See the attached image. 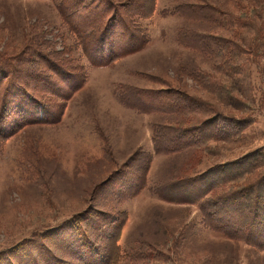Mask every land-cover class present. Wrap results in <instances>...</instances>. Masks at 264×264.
<instances>
[{"label":"rangeland","instance_id":"obj_1","mask_svg":"<svg viewBox=\"0 0 264 264\" xmlns=\"http://www.w3.org/2000/svg\"><path fill=\"white\" fill-rule=\"evenodd\" d=\"M153 1L135 0L121 11L135 18L134 32L120 20L108 23L112 12L85 4L0 0V62L9 63L0 67V264H45L47 252L36 250L37 240L61 254L66 248L59 239L75 238L73 218L81 214L88 216L81 219L92 239L108 246L98 214L117 213L121 221L118 212L127 219L120 241L125 253H163L172 264H264L262 247L213 229L218 221L240 228L232 212L220 213L222 205L201 210L185 203L187 190L167 193L172 201L155 193L217 164L248 160L246 169L258 167L253 177L264 176V53L246 52V39L264 26V0H156L153 18L138 19L137 11L149 14ZM191 8L230 13L242 29L201 21ZM252 13L260 14L252 17L256 30L246 28ZM200 34L223 42L187 37ZM223 59L232 71L217 69ZM202 74L209 75L206 87ZM170 92L197 98L199 109L180 115L154 110ZM213 114L228 118L221 125V133L231 132L225 143L199 153L155 152L156 127L181 130ZM128 186L126 192L144 189L123 197ZM234 204L227 210L238 208ZM208 213L216 219L212 226ZM52 231V238L41 239Z\"/></svg>","mask_w":264,"mask_h":264},{"label":"trees","instance_id":"obj_2","mask_svg":"<svg viewBox=\"0 0 264 264\" xmlns=\"http://www.w3.org/2000/svg\"><path fill=\"white\" fill-rule=\"evenodd\" d=\"M66 1L72 3V6H78L79 4H82V6H84L85 4L86 8L95 7V9H103L106 11H110L113 15L112 18L109 19L108 23H117L120 20V22H122L126 26V29L133 30L134 32H137V30L139 29V27H137V25L135 24V18L126 16V14L124 16L123 12L121 13V11L127 9V7H134L135 0L127 1L125 4L119 2L120 0H62V4H64V2ZM156 6L157 2L156 0H154L149 14H144L137 11L136 17L138 19H152L157 9ZM86 8L83 7L84 10ZM191 11L194 15L197 16V18H200L201 21L208 20L209 22L216 24L217 26H219L220 24L225 27H231L234 28L233 31H235L237 28L242 29L241 25L243 22L239 18H236L231 15L230 13L222 14V12H220L219 10L212 8H191ZM255 16H260V14L252 13V16L250 17L246 15V28H248L249 26H251L255 30L258 28L259 24H257L256 22L257 19H252V17ZM254 33L255 32L251 31V34ZM107 36L108 34H106L105 39H107ZM185 37L186 35L179 36L181 43L185 42ZM187 37H189L188 39H191L192 43H198L199 41L197 42L195 39H199L201 44L206 43L207 45L212 46L216 45L217 43L222 44L223 42L221 38L206 36L204 34H200V37L192 36L191 38L188 35ZM240 38H242V36ZM227 43H233V45H235V48H238V46H236L234 42ZM247 45V55L251 56L254 54L256 56H260V54L264 53V26L262 28V31H260L259 28V33L257 35L255 33V36L250 41L246 39V46ZM214 49H217V46H214ZM222 50H224V48H222ZM212 52H214V50H212ZM236 56L238 55L236 54ZM6 64L9 63H6L5 61L0 62V67L4 68ZM216 67L222 73H228L229 71H232V68H229V64H226L224 59L222 60V62H219ZM10 74L11 73H9V75ZM4 77L6 81L9 79V76L7 75L3 76L2 78L4 79ZM200 77V82L204 84V87H206L209 83V75L202 74V76ZM218 81H222V79L219 78ZM212 86L213 84L209 85V87ZM249 87H251L250 82ZM73 92L71 94H73ZM152 95L154 97H159L156 94ZM167 96H169V101L166 102V104L157 105V108H154V110L158 109L161 112L163 111L177 115H180V113L191 114L188 112L199 109V103H201V101L197 98H193L183 92H170L167 93ZM171 96H174L175 98ZM136 98L140 99L142 97L139 94ZM128 99L134 100L133 98ZM123 102L126 105H129L130 107L135 109L134 106H131L129 104L131 102L130 100L129 102H127L126 100ZM208 110L210 111V109ZM213 116L214 117H211V119H202L201 121L193 125L182 127L181 130H174L163 126L156 127V131H154L155 134L153 138L155 152L157 154L166 155L174 153H185L192 149H198L197 153H199V150L202 148L209 149L208 147L211 143H225L228 138L225 135H228L231 132H226L225 134L221 133L225 128L221 125L228 124L226 122L228 118L221 114H213ZM209 151L211 152L212 148H210ZM241 162L217 164L204 172H198L194 176L184 177L178 180L177 182H173L165 187L155 189V193H158L160 197H162V199L166 201H172L175 198L172 199V197H166L165 195L167 193L174 194L180 190H187L190 197H185V199L187 198L185 203L199 205L201 210L210 209L214 206V204L222 205L220 213L223 214L227 212H232L235 216L238 217V220L240 221L238 223V226L241 229H236V227L234 226L235 229L232 228V231L230 230L229 226L224 224V221H218L214 225L213 229L223 233V235L231 239H235L240 236L239 239H245L248 244H254L264 249V176L260 177L259 179L253 177V171L256 170L258 167L254 168L253 166L255 165H251L248 169H246V162H248V160L246 162L243 161V163ZM130 163L131 162H129L128 164ZM132 163H134V160L132 161ZM132 163L131 165L133 166ZM246 178H248L247 184ZM242 180L245 181V183L241 185L243 187H241L239 184H234ZM231 184L233 185V188ZM135 185L137 184L135 183L133 186ZM141 186H143V184ZM130 187L131 186H128L125 191H121L123 197H132L144 189L142 187L140 188L141 190H138L137 192H134L132 190H130V192H126L128 189H130ZM196 187H199L200 191H198V193L194 191V193H196L197 195H193L191 191L194 188V190H196ZM216 193L220 194L216 196ZM209 195L213 196L207 198ZM122 196L116 197V199L119 201L124 199ZM230 204L237 205L236 207L238 208H233V210H227V207ZM245 204H247L248 206ZM112 214H98L102 218L98 219L101 224L98 225V228L107 229V233L104 234L107 238L110 239V243L113 245L112 247V245H110L109 243L111 247L110 250L109 245L103 247L101 243L98 244V239H92L89 234V230L87 229V225H85L81 219L88 217L85 214L76 215L73 218V223L75 221L77 225L71 227L75 230V232L72 231L73 235H75V238L73 240L71 239V242H68L69 236L64 237L62 235L59 239V241L64 243V247L66 248L63 252H60L61 254L57 253L51 248H48L44 243H39L41 241L39 239L37 240L38 245L36 246V250H46L47 253L46 255L44 254V256H46L44 258L46 260L45 264H72L68 261L70 257L78 260L79 262H82V264H120L125 259H127L131 264H140V262H142V264H165V262L167 264H172L170 257L163 255V253L161 254L156 252L153 254L148 251L144 253H137L133 251L130 253H125L121 247L120 241L123 236V228L127 221L125 217L126 215L124 212H118V215H120V217L123 216L120 221L117 217V213L116 215L115 213L113 215ZM210 214L211 213H208L207 217L208 220L210 219V226H212L214 224L213 222H216V219L210 217ZM104 215L106 216L104 217ZM92 223L93 222H90L92 228L96 227L95 223ZM62 230H67V227L63 228ZM244 230H246V233ZM51 233H53V231L42 234L40 237L42 240L52 238L53 236L51 235ZM231 233H234L235 235ZM35 239H37V237ZM23 250H25V248H23ZM65 255H68L67 257L69 258L67 259Z\"/></svg>","mask_w":264,"mask_h":264}]
</instances>
